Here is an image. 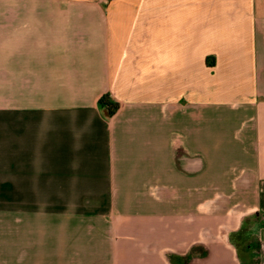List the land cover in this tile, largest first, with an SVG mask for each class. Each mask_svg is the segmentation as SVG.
<instances>
[{"label":"crops","instance_id":"obj_1","mask_svg":"<svg viewBox=\"0 0 264 264\" xmlns=\"http://www.w3.org/2000/svg\"><path fill=\"white\" fill-rule=\"evenodd\" d=\"M220 189L264 220V0H0V264L14 204L130 206L135 237L237 264L198 210Z\"/></svg>","mask_w":264,"mask_h":264},{"label":"rangeland","instance_id":"obj_2","mask_svg":"<svg viewBox=\"0 0 264 264\" xmlns=\"http://www.w3.org/2000/svg\"><path fill=\"white\" fill-rule=\"evenodd\" d=\"M229 192L234 190L205 191L198 210L208 218L214 214L224 220L206 218L203 229L210 230L208 239L212 240L210 234L222 225L228 235L222 243L231 248L237 264H264V246L257 235L264 226L261 215H250L246 218L252 219L245 221L240 208L243 198H238L236 210L224 211L223 205L212 204L219 198L228 199ZM132 212L133 208L123 205L14 204L12 264H133L136 260L149 264H161L160 260L163 264H202L205 260L207 264L211 259L210 243L188 247L185 236L184 242L174 236L155 240L153 245L148 237H135Z\"/></svg>","mask_w":264,"mask_h":264},{"label":"trees","instance_id":"obj_3","mask_svg":"<svg viewBox=\"0 0 264 264\" xmlns=\"http://www.w3.org/2000/svg\"><path fill=\"white\" fill-rule=\"evenodd\" d=\"M98 101L101 106L107 109L109 116H112L118 109V103L113 101L108 93L102 94Z\"/></svg>","mask_w":264,"mask_h":264}]
</instances>
